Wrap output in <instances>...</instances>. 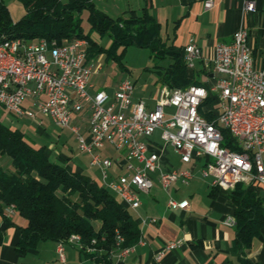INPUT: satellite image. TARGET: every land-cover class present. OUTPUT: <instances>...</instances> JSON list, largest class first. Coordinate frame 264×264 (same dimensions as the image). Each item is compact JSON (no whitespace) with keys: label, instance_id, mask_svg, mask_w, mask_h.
Listing matches in <instances>:
<instances>
[{"label":"built area","instance_id":"1","mask_svg":"<svg viewBox=\"0 0 264 264\" xmlns=\"http://www.w3.org/2000/svg\"><path fill=\"white\" fill-rule=\"evenodd\" d=\"M212 4L213 0L205 1L206 6ZM246 8L255 10V2L247 1ZM248 38V27L241 26L230 40L218 41L214 55L206 57L191 36L184 46L186 64L195 70L197 61H202L205 83L164 84L154 106L142 99L134 101L135 82L130 78L119 80L114 90L92 91L94 63L82 39L0 41V104L16 116L46 115L61 127H71L81 150L89 151L91 163L101 167L102 184L126 205L140 204L138 191L152 186V171L160 170L164 187L193 177L189 167L162 168L161 151L152 148L150 139L157 129L183 162L201 160V172L212 176L214 186L230 190L242 181L264 189V66L256 64ZM84 110L89 113L87 135L72 122L74 114ZM222 128L228 130L231 145L223 143ZM108 144L121 152L129 173L110 174L121 157L104 154ZM168 205L186 208L190 201L171 197ZM13 212L14 205H6V213ZM235 221L232 214L226 218L228 223ZM73 240L79 241L80 235L72 234L69 241ZM122 240L119 236L118 243ZM182 241H166L156 257ZM132 245L118 249L126 253ZM58 248L63 257L64 242Z\"/></svg>","mask_w":264,"mask_h":264},{"label":"trees","instance_id":"2","mask_svg":"<svg viewBox=\"0 0 264 264\" xmlns=\"http://www.w3.org/2000/svg\"><path fill=\"white\" fill-rule=\"evenodd\" d=\"M21 1L26 11L14 20L6 2L0 0V41L85 39L89 59L102 49L120 59L122 52L118 53L117 48L125 49L134 44L150 49L160 66L163 84L185 87L205 83L197 77L196 69H188L185 47L163 37L161 23L147 4L140 10L129 9L127 14L113 16L95 0ZM84 10H88L91 30L111 36L110 47L98 45L85 31ZM161 61L163 63L159 64ZM200 70L204 72L203 68ZM206 114L213 115L212 112ZM222 130L223 143L231 145L228 130ZM3 155L11 158L12 167L3 165ZM230 198L235 205L233 249L239 254V264H263L247 257L245 250L264 226V191L240 181L230 189ZM9 204L25 218V223L19 225L16 243V249L21 252L42 239L67 242L72 234H79V248L83 253L104 258L120 245H132L140 239L139 224L108 186L98 183L84 171L51 159L43 145L36 146L22 129L0 118V210ZM2 231L0 229V243ZM119 236H123L120 244Z\"/></svg>","mask_w":264,"mask_h":264},{"label":"crops","instance_id":"3","mask_svg":"<svg viewBox=\"0 0 264 264\" xmlns=\"http://www.w3.org/2000/svg\"><path fill=\"white\" fill-rule=\"evenodd\" d=\"M205 1L95 0L99 7L113 16L127 14L129 9L140 10L147 4L160 21L161 33L165 39L185 46L190 37L194 36L206 57L214 55L218 41L230 40L237 28L246 26L256 64L264 66V0H252L255 2V10H247L249 0H213L211 6H206ZM202 66V61L198 60L197 67ZM96 88L94 85L91 90ZM159 94L160 90H156L145 96L134 90L133 99H142L149 106H154ZM88 116V110H84L74 114L72 121L86 135ZM31 119L36 123V135H33L35 139L32 140L36 146L43 145L51 159L84 171L98 183H103L101 167L91 163L89 151L79 149L77 133L71 127L63 128L54 123L60 129L51 133L46 126L45 115L40 116V119ZM11 124L16 127L13 122ZM53 137L57 142L51 140ZM150 139L152 148L161 151L162 168L189 167L193 177L189 182L175 180L164 187L159 178L160 170L157 169L150 174L153 184L149 190L138 191L140 204L135 207L124 203L139 224L142 238L128 252L121 253L117 249L107 257L95 258L83 253L79 242L73 240L64 242L62 257L58 248L60 241L53 239H42L25 251H18L16 243L20 234L19 225L25 223V218L16 210L6 213V205H3V210H0V229L3 230L0 264H239V254L233 249L236 226L235 223L226 222L229 215H234L235 205L231 201L230 190L217 188L211 183V175L202 174L201 160L183 162L173 145L161 139L159 129ZM74 141L77 143L76 147L69 148V142ZM102 152L121 157L109 169L111 175L129 173L121 152L109 144ZM171 197L178 200L188 198L190 205L186 208H172L168 205ZM152 216L157 217V221H152ZM176 238H182V243L166 250L157 258V251L165 242ZM245 255L264 264V226L246 248Z\"/></svg>","mask_w":264,"mask_h":264},{"label":"rangeland","instance_id":"4","mask_svg":"<svg viewBox=\"0 0 264 264\" xmlns=\"http://www.w3.org/2000/svg\"><path fill=\"white\" fill-rule=\"evenodd\" d=\"M4 1L8 5L11 16L14 20L19 19L25 13L26 8L21 0ZM117 15L115 14V16ZM82 16L85 31L90 33L91 37L96 40L98 45L110 47L112 44V38L110 35L100 34L95 30H91L88 20V10H84ZM117 52H122L120 59L108 54L104 49L99 51L93 58L94 70L91 80L96 87L114 90L119 80L130 78L135 82V90L142 95L148 96L153 94L156 90H160L161 86L164 85L162 82V73L159 71L160 66H157V59L154 58L148 47L132 44L123 49L122 46H119L117 48ZM158 63H163V61ZM195 73L200 79H205V75L199 67L195 70ZM214 106L217 107L218 103L214 104ZM27 117L26 115H13L5 106L0 104V118L8 123L13 122L16 127L21 128L25 132L28 139L32 141L35 139L33 135H36L34 128L36 123L32 121L31 118ZM45 118L46 126L51 133L60 129L54 124L49 116L45 115ZM74 135L76 136V134ZM52 139L57 142L54 137L51 138V140ZM76 145L77 143L74 141L69 142L67 146L69 148H75ZM78 147L81 149L79 146V140ZM1 162L6 167L13 166L12 160L8 155L1 156Z\"/></svg>","mask_w":264,"mask_h":264},{"label":"bare ground","instance_id":"5","mask_svg":"<svg viewBox=\"0 0 264 264\" xmlns=\"http://www.w3.org/2000/svg\"><path fill=\"white\" fill-rule=\"evenodd\" d=\"M40 39V38H39ZM16 40H25V39H22V38H15V39H10V40H7V41H16ZM41 40H47L46 38H41ZM86 42V44L88 45V42L85 40V39H82Z\"/></svg>","mask_w":264,"mask_h":264}]
</instances>
